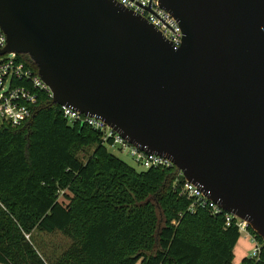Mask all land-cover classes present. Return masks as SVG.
<instances>
[{
  "label": "water",
  "instance_id": "obj_1",
  "mask_svg": "<svg viewBox=\"0 0 264 264\" xmlns=\"http://www.w3.org/2000/svg\"><path fill=\"white\" fill-rule=\"evenodd\" d=\"M174 48L115 0H0L6 45L52 103L97 116L264 242V0H159Z\"/></svg>",
  "mask_w": 264,
  "mask_h": 264
},
{
  "label": "trees",
  "instance_id": "obj_2",
  "mask_svg": "<svg viewBox=\"0 0 264 264\" xmlns=\"http://www.w3.org/2000/svg\"><path fill=\"white\" fill-rule=\"evenodd\" d=\"M17 58L36 69L28 55ZM37 97L28 120L0 124V263L234 264L240 230L224 226V213L189 212L190 201L172 186L175 167L135 169L107 150L98 131L69 124L46 93ZM85 146L92 150L82 160L77 151ZM247 231L259 260L238 264H264L262 238ZM55 232L73 238L58 257L34 241L35 233Z\"/></svg>",
  "mask_w": 264,
  "mask_h": 264
},
{
  "label": "built area",
  "instance_id": "obj_3",
  "mask_svg": "<svg viewBox=\"0 0 264 264\" xmlns=\"http://www.w3.org/2000/svg\"><path fill=\"white\" fill-rule=\"evenodd\" d=\"M115 1L122 7L144 17L174 48L181 44V28L172 15L160 7L159 0ZM5 45L6 35L0 27V49ZM17 55L13 52L0 54V124H7L11 127L21 125L33 115L34 106L38 100L37 91L46 93L52 99L51 90L42 81L37 70L26 66L23 61L18 60ZM59 106L63 118L69 124L80 122L98 131L101 134V142L105 146L128 152L131 159L144 169L175 167L168 157L148 153L133 146L101 118L81 114L71 106ZM172 186L179 195L185 196L190 201L187 208L189 212L204 209L212 216L224 213L225 227L234 223L240 232L247 231L248 226L242 219L224 211L197 185L186 181L179 169H177ZM250 238L253 248L249 257L259 260L260 245L253 235H250Z\"/></svg>",
  "mask_w": 264,
  "mask_h": 264
},
{
  "label": "rangeland",
  "instance_id": "obj_4",
  "mask_svg": "<svg viewBox=\"0 0 264 264\" xmlns=\"http://www.w3.org/2000/svg\"><path fill=\"white\" fill-rule=\"evenodd\" d=\"M109 152H111L116 157L120 158L130 166L134 167L137 170H143L144 168L138 164H136L128 152H123L118 150L117 148H112L109 146H105ZM92 146H85L79 148L77 151L78 157L82 160H85L86 156L91 152ZM153 203V199H150ZM155 204V210L159 219L162 218V211L160 207ZM176 224V220L172 221ZM250 233L249 231H243L240 234L239 239L237 240L234 248H233V261L239 263L241 259L245 256H249L251 254L253 243L250 242ZM34 241L39 245L40 248L44 250L46 254H51L52 256L58 257L62 252L69 249L73 244V238L63 234L62 232H55L51 234L46 233H35Z\"/></svg>",
  "mask_w": 264,
  "mask_h": 264
},
{
  "label": "crops",
  "instance_id": "obj_5",
  "mask_svg": "<svg viewBox=\"0 0 264 264\" xmlns=\"http://www.w3.org/2000/svg\"><path fill=\"white\" fill-rule=\"evenodd\" d=\"M250 242L252 243L251 238H250ZM233 263H234V264H238V263H236V262H234V261H233ZM0 264H2V263H0Z\"/></svg>",
  "mask_w": 264,
  "mask_h": 264
}]
</instances>
